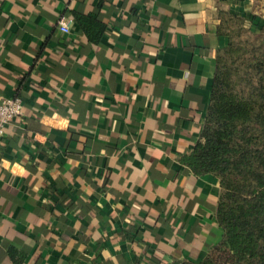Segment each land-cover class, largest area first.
Instances as JSON below:
<instances>
[{
	"label": "crops",
	"instance_id": "1",
	"mask_svg": "<svg viewBox=\"0 0 264 264\" xmlns=\"http://www.w3.org/2000/svg\"><path fill=\"white\" fill-rule=\"evenodd\" d=\"M238 32L264 36V0H0V100L23 106L0 140V264H172L219 244L220 180L181 158Z\"/></svg>",
	"mask_w": 264,
	"mask_h": 264
},
{
	"label": "trees",
	"instance_id": "2",
	"mask_svg": "<svg viewBox=\"0 0 264 264\" xmlns=\"http://www.w3.org/2000/svg\"><path fill=\"white\" fill-rule=\"evenodd\" d=\"M76 17V16H75ZM78 24L81 20L77 18ZM230 42L217 57L211 103L199 141L181 161L196 175L220 180L216 209L222 241L199 261L172 264H264V36ZM245 54L240 86H225L224 58Z\"/></svg>",
	"mask_w": 264,
	"mask_h": 264
},
{
	"label": "rangeland",
	"instance_id": "3",
	"mask_svg": "<svg viewBox=\"0 0 264 264\" xmlns=\"http://www.w3.org/2000/svg\"><path fill=\"white\" fill-rule=\"evenodd\" d=\"M241 39H239L237 42H240L239 45L246 46V43L244 41L246 40L245 34L240 36ZM243 42V45L241 44ZM245 54H241L238 51H234L232 55H227L223 60L224 62V76L225 79V86L227 85L229 87L236 85L240 86L241 84H244V82H241V78L249 73V71H252V69H249L248 62L245 61Z\"/></svg>",
	"mask_w": 264,
	"mask_h": 264
},
{
	"label": "built area",
	"instance_id": "4",
	"mask_svg": "<svg viewBox=\"0 0 264 264\" xmlns=\"http://www.w3.org/2000/svg\"><path fill=\"white\" fill-rule=\"evenodd\" d=\"M71 20H59L58 27L61 32H70ZM22 103L17 97L5 98L0 100V140L5 134L7 126L22 115Z\"/></svg>",
	"mask_w": 264,
	"mask_h": 264
}]
</instances>
